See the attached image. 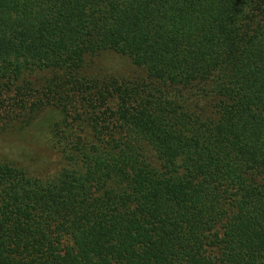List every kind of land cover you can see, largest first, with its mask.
Listing matches in <instances>:
<instances>
[{
	"label": "trees",
	"instance_id": "obj_1",
	"mask_svg": "<svg viewBox=\"0 0 264 264\" xmlns=\"http://www.w3.org/2000/svg\"><path fill=\"white\" fill-rule=\"evenodd\" d=\"M6 134L0 264H264V0H0Z\"/></svg>",
	"mask_w": 264,
	"mask_h": 264
},
{
	"label": "rangeland",
	"instance_id": "obj_2",
	"mask_svg": "<svg viewBox=\"0 0 264 264\" xmlns=\"http://www.w3.org/2000/svg\"><path fill=\"white\" fill-rule=\"evenodd\" d=\"M109 57V56H108ZM112 63L115 69H126L123 66L124 60L118 56L112 57V60L107 61ZM33 150L29 149L25 143L14 134H6L0 136V157L11 158L18 163H27L30 161Z\"/></svg>",
	"mask_w": 264,
	"mask_h": 264
}]
</instances>
